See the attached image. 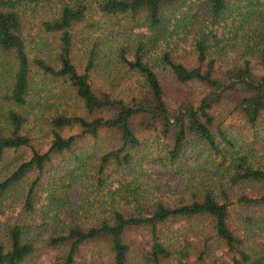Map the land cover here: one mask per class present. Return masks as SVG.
I'll return each mask as SVG.
<instances>
[{
  "label": "trees",
  "instance_id": "trees-1",
  "mask_svg": "<svg viewBox=\"0 0 264 264\" xmlns=\"http://www.w3.org/2000/svg\"><path fill=\"white\" fill-rule=\"evenodd\" d=\"M45 1L49 0H0V51L13 53L17 61L7 98L17 105L26 103L30 87L23 12ZM178 3L179 0H97L101 13L127 15L134 22L132 32L138 30L116 49L118 62L143 79L142 89L128 99L93 85L91 74L99 55L97 40L92 42L82 71L73 63V29L85 21V4L62 6L55 17L41 22L45 32L57 34L58 49L54 63L37 57L34 65L66 81L83 102L88 116H54L52 139L41 152L20 131L23 116L13 109L8 111L10 130H0V158L7 149L32 148L28 159L0 181V215L4 214L5 196L28 175L33 178L23 188L15 222L6 228V243L0 242V264H35L49 251L54 253L50 264H128L133 253L140 264H264V240L261 235L257 238L264 232V212L240 214L239 220L250 226L242 232L229 221L233 203L241 207L255 202L264 205V46L252 52L253 60L221 67L213 56V52L218 53L216 43L211 47L208 33L200 31L194 43L193 66L184 65L169 51H164L160 60L176 83L198 84L204 91L195 98L180 88L169 94V85L160 80L143 57L146 47L165 27L166 19L169 21L168 8ZM181 5L183 12L178 22L185 25L191 4L183 0ZM206 5L216 18L229 9L232 0H206ZM130 48H134L132 58L127 57ZM232 113H238L252 131L250 143L224 131L223 124ZM71 126H77L79 132L61 134V128ZM149 132L157 143L162 142L157 151L145 155L143 150H148L149 145L144 135ZM84 136L102 138L92 161V177L98 188L106 190L109 201L95 207L92 214H88L89 207L81 214L69 210L73 211L66 214L69 221L59 226L57 211H68L69 193L80 181L84 157L77 149ZM67 154H73L72 169ZM157 165L175 179H185L184 170L190 173L199 167L210 182L183 184L175 201L151 198L153 185L147 180ZM138 173L147 187L139 182ZM236 189L240 193L233 201ZM44 192L47 206L38 208ZM6 206L15 210L12 204ZM200 219L203 224L190 227L194 238H189L185 230L178 233L180 226L185 228L186 223ZM174 223L178 232L171 235L169 229ZM140 231L147 236L143 233L137 240L130 235ZM100 245L105 247L107 260L101 257ZM217 248L223 251L221 255ZM225 255L228 261L220 262Z\"/></svg>",
  "mask_w": 264,
  "mask_h": 264
},
{
  "label": "rangeland",
  "instance_id": "rangeland-1",
  "mask_svg": "<svg viewBox=\"0 0 264 264\" xmlns=\"http://www.w3.org/2000/svg\"><path fill=\"white\" fill-rule=\"evenodd\" d=\"M182 2L183 0H179L177 5L168 8L166 17L170 19L169 21L166 19L165 27L160 29L154 42L146 47L143 59L158 73L160 80L169 85V88H167L170 91L169 94L172 92L176 93L175 88H180L183 92L188 91L191 98H195L204 89L198 84L180 85L176 83L169 71L161 63L160 58L163 52L169 51L176 60L188 67L193 66L195 64L194 43L196 38L200 37L199 32L201 31L208 33L209 40L207 43L211 47L216 45L218 53L213 52V56L217 57V64H220L221 67L230 66L235 62L241 63L244 59L253 60L252 52H257L260 47L264 46V0H232V5L229 6V9L222 16L216 18L207 9L206 0H185L187 5L191 4L185 25L182 22L179 23L180 21L178 22V18L181 17L183 12ZM78 3H83L87 6L85 21L76 24L73 29L75 39L72 59L78 71L83 70L92 42L97 40L99 42V55L97 57V65L91 74L93 85L124 99L131 98L142 89L143 79L139 73L120 64L116 57L117 47L126 43L128 41L127 38L131 39L133 32L138 31L135 29L132 32L131 26L133 27L134 22L129 16L104 15L96 6L97 0H49L26 7L23 12V35L30 61V87L26 103L23 105L14 104L7 98L13 84L17 61L13 53L0 51V130L3 133L9 132L10 120L8 119V111L13 109L24 118L20 131L30 138L31 146L41 152L48 148L52 139L51 122L54 116L58 114L88 116L83 102L66 81L43 73L33 63V59L37 57L54 63L58 49L57 34L45 32L41 22L55 17L62 6H73ZM211 34L215 35L216 38H211ZM212 43L216 44L213 45ZM133 49H129L128 58H132ZM214 49L212 48L213 51ZM180 96L183 97L185 95L180 94ZM223 129L241 142L250 143L253 138L252 131L238 113H232L227 117L223 124ZM60 132L62 135L68 136L78 133L79 128L77 126L63 127ZM144 138L149 145L148 150H143L145 155H150L157 151L156 148L162 142L160 140V143H157L152 132L145 134ZM101 144L102 138L93 139L89 136H84L80 139L77 152L81 151L84 157L79 170L80 181L69 193L68 211L65 212V209L57 211L59 216L57 223L59 226H63L69 221V216L66 214L73 212L69 210L74 209L78 211L76 213L81 214L83 210L89 207L90 213L88 214H92L95 207H99L101 203L109 201L106 190L101 187L98 188L92 177L94 169L92 161L95 159L96 150ZM31 148L23 147L18 150L7 149L4 151L0 158V181L8 176L20 162L28 159L31 154ZM67 155L69 156V162L67 163L70 164V169H72L74 168L73 154ZM147 159H144V167ZM149 170L151 171L153 168L149 167ZM205 173L203 169L195 167L190 173L184 170L185 179H175L168 171L157 165L156 171H151L150 179L147 180L153 185L150 187V197H160L175 201L184 189L183 184H208L210 179L205 176ZM113 177L115 176L113 175ZM137 177L140 183L145 184L146 181H144L142 174L138 173ZM32 178L33 175H28L3 199L4 214L0 215V242L6 243V228L15 222L20 212L19 204H21L20 197L22 196L23 188H27ZM147 184H145V187H147ZM114 186H116V183ZM238 193H240V190H233V201L236 200L237 197L235 196ZM41 197L38 208H45L47 206L45 192ZM10 204L15 207L14 211L6 206ZM250 211L264 212V205L255 202L250 206L241 207L237 202L233 203L230 206L229 221L231 226L236 227L239 232H242L241 229L247 230L250 226L244 225V222L240 221L238 216ZM90 221L93 222L92 219ZM203 223L204 220L202 219L190 222V224L186 223L185 228L180 226L179 232L177 223H174L170 225L169 231L172 235L176 231L182 234V230H185L189 238H194L195 236L190 231L192 229L190 227L193 226L195 228L196 225ZM256 232L258 233V231ZM48 233L44 234L45 237ZM143 233L147 236L145 231L131 232L130 235L132 238L140 240L143 237ZM257 235L258 239L261 235L264 240V232ZM100 248L102 250L101 257L103 260H107L105 247L100 245ZM93 249L96 248L93 247ZM222 252L220 248L217 250L220 255ZM53 254V251H49L39 257L35 264H50ZM134 254L128 264H140V259H137ZM225 260H227L226 255L219 261L223 262Z\"/></svg>",
  "mask_w": 264,
  "mask_h": 264
}]
</instances>
